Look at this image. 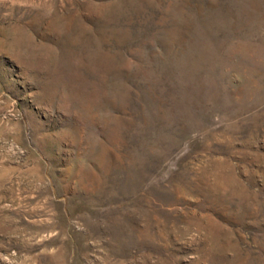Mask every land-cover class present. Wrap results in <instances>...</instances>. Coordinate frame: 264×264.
I'll list each match as a JSON object with an SVG mask.
<instances>
[{
  "label": "rangeland",
  "instance_id": "obj_1",
  "mask_svg": "<svg viewBox=\"0 0 264 264\" xmlns=\"http://www.w3.org/2000/svg\"><path fill=\"white\" fill-rule=\"evenodd\" d=\"M0 264H264V0H0Z\"/></svg>",
  "mask_w": 264,
  "mask_h": 264
}]
</instances>
